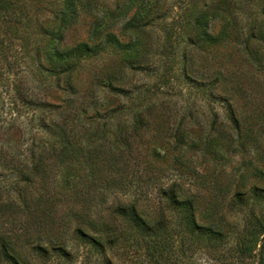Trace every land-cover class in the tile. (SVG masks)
Returning a JSON list of instances; mask_svg holds the SVG:
<instances>
[{
  "label": "rangeland",
  "instance_id": "1",
  "mask_svg": "<svg viewBox=\"0 0 264 264\" xmlns=\"http://www.w3.org/2000/svg\"><path fill=\"white\" fill-rule=\"evenodd\" d=\"M99 1L113 6L125 0ZM164 2V8L172 11L161 27L169 26L182 6V0ZM27 3L34 20L42 18V14L49 16L61 5L58 0ZM262 9L264 0H257L250 7L246 22L254 27L263 23ZM127 18L112 30L118 34ZM91 22L90 16L81 13L67 33V44L87 42ZM218 26L214 22L212 32ZM36 33L32 29L28 34H18L19 47L5 56L0 54V232L21 237L15 248L31 264H103L102 256L71 239L69 231L76 226L90 232L76 221V215L91 219L98 211L135 203L143 216L154 217L156 190L169 180H176L196 198L199 218L207 211L227 210L236 192L248 193L253 187L264 189V35L254 40L249 49L229 42L192 53L193 69L205 74L200 78L211 82L214 76L208 75L218 74L220 82L209 89L231 102L239 124L235 130L222 103L175 77L169 76V83H165L156 73L128 71L125 80L115 84L133 90V100L111 96L103 90L96 93V79L123 66L125 55L118 49L76 61L72 81L77 94L70 95L62 90L66 88L65 76L60 83L62 89H58L57 79L39 67V62L48 63L42 53L39 56L36 52L40 38ZM160 33H154L153 39ZM183 46L180 43L168 49V58L175 57L176 72L183 65ZM24 96L60 106L58 112H81L84 118L88 117L74 127L76 138L68 148L69 158L38 160L44 149L56 143L43 120L50 125L59 119L42 114L48 111L31 106ZM113 110L121 113L110 120L106 113ZM95 112L107 115L106 121L98 118L99 123H92ZM134 113L144 121L135 125L137 133L133 131ZM179 137L182 147L175 149L176 145L170 143ZM34 168L39 172H34ZM18 171H22V176ZM129 183L133 184L131 189H127ZM136 188H142V193L132 191ZM249 207L264 218V202L250 203ZM249 211L233 214L232 221L239 224L235 233L238 235L227 245L215 248L194 244L192 257L184 264H235ZM247 238L250 245L244 255L245 264H264V234ZM56 242L65 244L74 257L44 263L30 249L33 244L47 246ZM24 243L26 246L20 249ZM142 248L116 252L113 262L146 264ZM153 255L159 252L153 251ZM157 261L182 264V251L176 248Z\"/></svg>",
  "mask_w": 264,
  "mask_h": 264
},
{
  "label": "trees",
  "instance_id": "2",
  "mask_svg": "<svg viewBox=\"0 0 264 264\" xmlns=\"http://www.w3.org/2000/svg\"><path fill=\"white\" fill-rule=\"evenodd\" d=\"M28 1L30 0H0V54L4 55L19 47L18 34H28L32 29L37 30L36 34L40 38L35 47L36 52L39 56L42 53L48 63L45 65L39 62V67L57 79L58 89H62L60 83L65 76L66 88L62 90L70 95H76L72 81L73 73L78 66L76 61L97 58L110 49H118L125 55L122 59L123 66L119 70L109 71L103 78L96 79L94 82L96 93L103 90L111 96L133 100V90L115 84L124 81L128 71L156 73L165 83H169V79L175 77L185 84H192L218 103H222L228 112L229 124L238 130V120L229 99L215 95L209 89L210 85L217 86L220 82L218 74L213 72L208 75L214 76L211 82L200 78L199 76L205 74L193 69L192 53L208 48H219L229 42L246 49L253 46V41L261 39L264 35V22L256 27L246 22L250 7L252 8L257 0H182L181 12L171 22L170 27H161V23L166 22L172 11L170 8H164V0H125L113 6L99 0H58V5L61 2L59 9L51 12L49 16L42 14V18L39 17L37 20H34L30 10H27ZM81 13L92 18L88 41L70 46L66 40L67 33L76 25ZM261 15L264 16V9L261 10ZM128 16L119 33H115L112 29ZM34 21L36 23L33 25ZM216 21L219 23L218 29L212 32L213 23ZM156 32L160 34L153 39L152 35ZM180 43L184 45L186 53L182 56V68L176 72L173 65L175 57L172 55L168 58L171 53L168 49ZM24 98L31 106L48 111L42 114L56 115L59 119L53 120L50 125L43 120L48 133L54 135L56 143L49 149H44L38 160L45 157L61 160L69 158L68 148L75 140L74 127L80 126L77 123H82L88 117L84 118L81 112L76 114L58 112L60 106L50 104L42 98L27 96ZM120 113L113 110L106 114L113 120L117 119ZM106 116L95 112L92 123H99L98 118L100 121L102 119L106 121ZM134 117L133 131L137 133L135 125L143 124L144 121L138 113H134ZM171 144L176 145L175 149L182 147V137L176 138ZM33 171L38 173L39 169L34 168ZM18 172L22 176V171ZM29 179L27 180L30 181ZM129 184L127 189L132 187V183L130 186ZM141 189L136 188L132 191L142 193ZM156 191L154 217L143 216L135 203L118 205L108 208L105 212L98 211L95 218L91 219L78 214L76 221H80L90 232L83 226H76L69 231L71 239L102 256L103 264H115L113 258L116 252L127 249L136 251L139 246L143 247L146 264H161L157 259L163 255H171L176 248L182 251L184 264L191 259L194 244L215 245V248L227 245L238 235L235 233L239 224L232 221L233 214L250 209L246 220L248 226L244 227L242 244L239 247L240 252L237 250L239 255L235 263L245 264L244 255L249 251L250 245L247 237L253 238L256 234H264V218L257 214L253 207H249L250 203L264 202V189L253 187L248 193L236 192L228 202L227 210L207 211L202 218L200 217L201 220L198 217L196 198L183 190L182 185L176 180L171 182L169 180L168 184L161 185ZM20 240L21 237L18 235L10 236L0 232V264H31L30 259L21 256L15 248ZM25 246L24 243L19 247L22 249ZM30 249L35 258L44 263L56 258L70 260L74 257L73 252L59 242L47 246L33 244ZM153 251H158L160 256L153 255Z\"/></svg>",
  "mask_w": 264,
  "mask_h": 264
}]
</instances>
